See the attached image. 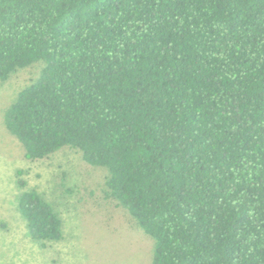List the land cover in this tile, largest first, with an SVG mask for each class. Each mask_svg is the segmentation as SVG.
Instances as JSON below:
<instances>
[{
    "label": "trees",
    "instance_id": "1",
    "mask_svg": "<svg viewBox=\"0 0 264 264\" xmlns=\"http://www.w3.org/2000/svg\"><path fill=\"white\" fill-rule=\"evenodd\" d=\"M30 67L2 114L25 159L100 168L151 264H264V0H0V82ZM17 187L30 239L60 242Z\"/></svg>",
    "mask_w": 264,
    "mask_h": 264
},
{
    "label": "rangeland",
    "instance_id": "2",
    "mask_svg": "<svg viewBox=\"0 0 264 264\" xmlns=\"http://www.w3.org/2000/svg\"><path fill=\"white\" fill-rule=\"evenodd\" d=\"M36 70L26 68L0 82V264H151L153 240L126 210L103 199L100 168L67 148L29 161L5 130L4 108ZM20 179L24 189H37L55 205L63 221L60 242L41 247L30 239L17 210Z\"/></svg>",
    "mask_w": 264,
    "mask_h": 264
}]
</instances>
